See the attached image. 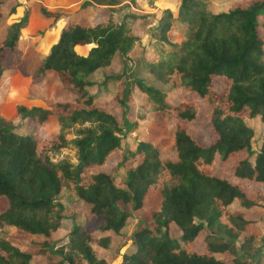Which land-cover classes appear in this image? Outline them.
I'll use <instances>...</instances> for the list:
<instances>
[{
    "label": "trees",
    "instance_id": "trees-1",
    "mask_svg": "<svg viewBox=\"0 0 264 264\" xmlns=\"http://www.w3.org/2000/svg\"><path fill=\"white\" fill-rule=\"evenodd\" d=\"M11 1L6 7L9 0H0V87L28 79L24 102L12 109L25 120L26 133L15 132L0 112V264H106L92 244L106 248L108 233L119 234L128 219L137 221L125 239L130 249L118 250L113 264H264V251L256 248L264 232L245 218L264 206V138L252 151L253 130L244 122L258 117L264 124V0H233L218 12L203 0H178L177 18L187 23L178 40L171 37L170 9L163 11L150 34L157 45L144 65L178 93L174 100L170 91L136 78L119 81L108 99L91 93L87 77L131 51L138 18L82 22L81 11L109 15L117 0H83L65 12L39 0ZM34 15L48 23L31 32ZM23 35L30 47L24 75L17 68ZM49 76L61 100L36 93ZM134 88L141 94L138 107L168 126L166 144L144 134L127 144L137 127L128 114ZM203 105L213 135L205 144L189 131ZM48 119L56 124L50 137L39 132ZM65 147L76 153L74 165L51 160ZM114 153V162L100 169ZM236 155L241 159L232 176L256 186L251 197L241 183L214 172L216 162ZM62 190L71 196L66 205L56 201ZM77 216L82 221L72 223L67 242L57 246L60 220ZM5 227L12 231L3 234ZM11 237L25 238L26 246Z\"/></svg>",
    "mask_w": 264,
    "mask_h": 264
},
{
    "label": "rangeland",
    "instance_id": "rangeland-1",
    "mask_svg": "<svg viewBox=\"0 0 264 264\" xmlns=\"http://www.w3.org/2000/svg\"><path fill=\"white\" fill-rule=\"evenodd\" d=\"M45 6H60V10L65 12L69 9L75 8L78 3L83 0H39ZM118 4L113 6V10L108 15L104 10L92 11L89 9H83L82 13V22L94 21L97 19L109 18L111 21L116 23L121 22L127 15H132L138 20L133 21V33L134 39L131 43V51L127 55L115 56L112 63L105 68H101L95 71L93 74L87 77L93 83V87L90 90L91 93L97 95L100 98L108 99L113 91L115 90L119 81L132 80L133 78L139 79L143 84L151 86L155 89H159L162 92H171L168 86L162 85L156 81L150 74L145 70L144 62L151 59L152 57V48L154 45H157L155 42H152L150 34L153 28L156 26L159 18L163 14V11L170 9L173 20L172 24L175 27L172 31V39H180L181 34L186 28L187 23L178 20L177 18V7L178 0H117ZM206 3V8L210 12H218L225 10L231 1L233 0H203ZM12 3L11 0L7 3L8 7ZM95 13V14H91ZM88 14V16H86ZM133 17V18H134ZM129 22H132L129 19ZM47 20L40 18L37 15H34L30 25L28 26L29 31L33 32L37 29H43ZM3 34V28H0V38ZM19 47L22 49V54L19 57L17 68L24 75L26 63L30 57L29 45H27L25 36H20L19 38ZM144 57V58H143ZM27 78L22 76L15 83H10L9 86L6 83H3L0 87V112L5 116L11 119V124L13 130L19 134H24L25 132V120L19 116H15L12 113V109L22 102L26 98V89H27ZM7 85V86H6ZM36 93L42 96L45 99H48L50 102L54 100H61L62 95L58 91V88L54 84L51 77H46L39 87L35 89ZM132 102L129 106L128 114L130 115L131 121H136L137 127L131 133H127L126 142L128 145L134 144L135 135H146L145 138L153 141L155 144L163 145L168 141L170 130L167 127H163L159 124H156L154 121V116L151 113H147L138 107V100L141 98V94L134 88L131 92ZM171 95V96H170ZM178 96V93H170L169 97L174 100L175 96ZM177 98V97H176ZM208 108L203 105L198 114V120L196 123L189 129L193 137L199 139L202 143H208L213 135L208 130L206 126ZM245 124L252 128L253 138L251 140V149L256 152L259 148L260 141L264 138V124L259 121V118L245 119ZM55 120L48 119L42 128L39 130L40 134L45 136H52L53 130L55 128ZM67 138H70V133H68ZM159 142V143H158ZM116 153L111 154L107 162L100 169L106 170L109 165H111L115 160ZM51 160L54 162L66 161L71 165H74L77 160L76 153L73 149L65 147L60 151L50 155ZM254 154L250 159L252 163ZM241 159L239 155L228 158L223 163L216 162L214 167V172L218 177H223L231 182H239L242 184L246 195L251 197L252 190L256 187L254 184L246 181H238L232 176V167L233 163L236 160ZM121 172H118L116 177L119 178ZM71 198L69 192L62 190L60 195L56 198V201L62 205H66L68 200ZM4 206L2 200H0V208ZM236 204L231 205L232 208H236ZM136 217L145 218L144 212H136ZM246 219H252L257 221L260 229L264 232V206L262 208H252L247 211L245 215ZM82 221L81 216L75 217L73 220H60V228L56 232V235L60 237V241L56 244L57 246L63 245L67 242L66 232L71 228L72 223H80ZM135 219H128L127 224L123 227L119 234L108 233L111 236V242L106 246V248H101L100 246L92 244L93 250L98 256H103L106 264H113L114 257L118 253L125 252L130 249V245L125 241L126 237L131 233L136 225ZM12 231L11 228L5 227L2 230L3 234H8ZM92 236H96V233H92ZM202 234L196 238L195 245H200ZM264 236V235H263ZM10 240L14 241L15 245L19 248H24L26 246V240L23 237H11ZM122 243L124 244L123 246ZM121 246V247H120ZM256 248H259L260 251H264V237L259 240L256 244ZM40 260H37L38 262Z\"/></svg>",
    "mask_w": 264,
    "mask_h": 264
}]
</instances>
